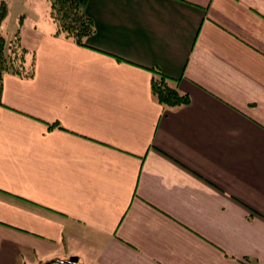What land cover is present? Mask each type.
Here are the masks:
<instances>
[{
    "label": "crops",
    "instance_id": "obj_1",
    "mask_svg": "<svg viewBox=\"0 0 264 264\" xmlns=\"http://www.w3.org/2000/svg\"><path fill=\"white\" fill-rule=\"evenodd\" d=\"M5 1L0 264H264V0H86L83 46Z\"/></svg>",
    "mask_w": 264,
    "mask_h": 264
},
{
    "label": "trees",
    "instance_id": "obj_2",
    "mask_svg": "<svg viewBox=\"0 0 264 264\" xmlns=\"http://www.w3.org/2000/svg\"><path fill=\"white\" fill-rule=\"evenodd\" d=\"M48 2V18L55 25V36L70 40L83 46L85 40L95 32L93 20L85 13L86 0H46ZM8 4L0 0V105L3 87V75L13 74L22 78H30L34 73V56L31 50L21 43L20 20L10 37L1 32V27L8 16ZM150 91L157 102L164 107H176L189 103V96L178 90L175 80L153 70L149 82Z\"/></svg>",
    "mask_w": 264,
    "mask_h": 264
},
{
    "label": "rangeland",
    "instance_id": "obj_3",
    "mask_svg": "<svg viewBox=\"0 0 264 264\" xmlns=\"http://www.w3.org/2000/svg\"><path fill=\"white\" fill-rule=\"evenodd\" d=\"M13 6H14V3H13ZM32 6H33V3H32ZM34 8H35V12H36L37 19H40V20L42 19L43 20V19L47 18L48 2L46 0H40L39 2L38 1L34 2ZM13 10H14V7L11 8V11L12 12H13ZM33 18H35V17H33ZM28 21H30V17H28L25 20V22H28ZM5 35H8V34L5 33ZM9 36L10 35H8L7 37H9Z\"/></svg>",
    "mask_w": 264,
    "mask_h": 264
}]
</instances>
